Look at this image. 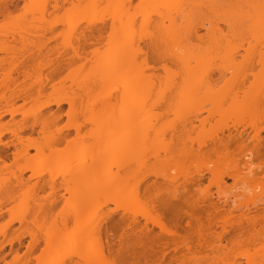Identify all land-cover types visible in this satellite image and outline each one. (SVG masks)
<instances>
[{"label": "rangeland", "instance_id": "374dc122", "mask_svg": "<svg viewBox=\"0 0 264 264\" xmlns=\"http://www.w3.org/2000/svg\"><path fill=\"white\" fill-rule=\"evenodd\" d=\"M24 1L14 0L16 9L10 8V15H0V58L4 59V63L0 59V97L8 99L12 88L16 93L23 91L28 94L6 105L0 100V153L9 155L5 162L0 161V258L2 254H7L5 261H9L12 257L9 251L18 247V242H14L10 247L7 244L9 240L20 237L19 251L23 253L27 243L31 241L29 236L34 235L36 239L39 237V248L44 249V243L53 241L56 233L70 232L76 226L84 228L93 225L104 228L108 221L119 219L123 215L134 216L137 228L142 226L141 229L161 235L160 226L150 219L155 217V210L150 207V196L159 193L161 188V195H185L181 183L190 179H200L198 187L189 189V193L194 192V198L199 195L195 199L209 197L212 202L227 199V207L241 206L242 210L251 209L264 202V180L258 177L259 181L252 183L249 168L244 169L241 175L246 179L248 173L250 178L243 182L249 184L237 181L238 185L237 182L225 179L221 190L213 185L218 173L233 172L234 167L238 168L243 161L248 163V158L251 157L248 152L246 158H241L244 157L242 155L236 156L235 159L234 154L231 155L232 158H229L230 155H224L227 158H191L193 155L190 154V157L183 159L186 155L183 152L186 153L189 148L195 151L204 144L208 146L215 134L221 136L227 130L231 133L243 130L249 137L252 136V122L264 114V0ZM55 2H58L59 9L52 8ZM143 19L146 20L143 22ZM35 46L39 47L35 49ZM127 48H132L131 53H139L133 57L134 54L130 55ZM34 49L40 51L35 52ZM114 49L118 50L119 54H122V50H128L126 53L131 56L132 60L128 56L131 62H122L124 67L122 64L119 67V55L114 58L117 54L114 52V57L111 56ZM26 51L31 52L30 56L35 55V59L29 58L32 61L30 63L29 60L25 61L27 69H24L29 72V78L23 79L21 67L17 73L10 70L16 62L18 64V61L22 60L21 57L23 53L26 55ZM74 51L80 55V60L74 56ZM116 59L119 65H115ZM137 71L140 78L138 75V78L136 77ZM7 73H10V78H7ZM109 73L115 74L112 76L114 80L118 79L116 83H112V87L115 89L122 86L115 91L111 86L104 91L102 89L105 93L111 89L119 95L117 94L115 101L113 97L107 100L110 104L106 101L107 105L100 107L98 103L104 93L98 91V81L105 80ZM116 74L119 78L115 79ZM15 79L18 84L14 85L16 88L12 87L11 82L16 81ZM92 82L98 84L95 89ZM38 84H46V87L42 90V95L37 96L35 90L39 87H36ZM123 86H128L126 89H130L131 94L125 89L122 91ZM178 96H182L183 100L179 98V101ZM194 96L198 98L197 105L189 103ZM132 100L139 101L133 103ZM55 101H61L59 106H56ZM200 109L204 112L196 114ZM195 110L196 113H193ZM206 110H210L212 114L209 116L210 112L207 113ZM11 111H15L13 116L10 115ZM121 113L122 118L119 116ZM192 113L204 120V124L198 121L200 125L194 121V127L181 132L180 137L176 130L175 135H178L175 138L174 129H179L177 126H180L179 123L183 119L194 117ZM181 114L183 119L177 118ZM105 117L107 121H102ZM136 117L139 121H135ZM94 121H102L105 126L102 124L104 127L101 125L99 128ZM257 123L258 130L264 127V120L254 123V126H257ZM78 125L82 127L80 134H77L79 137L74 130ZM241 126H244L243 129ZM17 127L20 128L15 131ZM28 127H33L30 129L35 131L32 132ZM43 128L44 134H41L40 130ZM12 131L16 133L13 134ZM58 134L62 136L58 138ZM146 134L148 136H145ZM75 135L78 140L73 141L75 144L71 145ZM260 136L264 137L263 129L260 130ZM17 138L21 141L16 142L19 141ZM109 138H112L110 141L114 143L111 150L105 154L104 140ZM178 138L179 140H176ZM138 147L141 148L140 152ZM176 148L180 151L178 149L177 152ZM14 149L21 152L16 159L12 157ZM191 150H188V155L193 152ZM101 153H104V157ZM98 156L100 161L102 159L105 169L108 164L110 166V163H115L114 161L120 166L126 165L125 168L121 166L125 171L118 169L117 164L111 167L115 173L113 179L116 177L118 181L125 180L122 193H112V196L111 192H107L108 187L105 188L99 181L100 186L99 183H93L96 179L92 178L77 175V178L73 176L75 181H72L73 172L81 170L79 167L87 165L88 160L90 162L92 158L96 163ZM47 160H51L49 164ZM251 161L256 167L253 158ZM42 163H46V166L40 167ZM75 163L79 165L76 169L73 167ZM251 163L249 167L253 165ZM255 167L251 166V170ZM31 169L38 173L40 169V173L45 172V175L42 174L43 177L40 178L37 175L41 174L36 172V175H33L34 170ZM115 170L120 172L116 173ZM262 175L264 176V173ZM37 177L40 180L34 184ZM115 179L113 181L116 182ZM153 181L160 182L154 184L157 188L164 186L159 188L158 192L154 187L157 193L153 191ZM32 184L35 186L32 187ZM89 192L97 194L94 201L91 198L93 194ZM85 206L88 207L86 214L75 220L71 215L73 210ZM146 213L150 218H145ZM136 223L133 227H136ZM219 231L217 229V232ZM54 235L55 237H52ZM66 238V241L61 238L64 242L61 241L58 249H45L39 259L22 263L50 264L56 261L57 256H61L63 252L70 253L74 250L75 243L72 238ZM104 239L103 235L88 238L90 242L101 244L105 242ZM167 244L169 245L165 248V256L157 264H195L192 259L209 254H194L192 258L183 248L174 251L173 244L168 241ZM258 244L259 246L255 244V247L241 246L232 249L226 257L222 255L218 258L221 253L217 255L215 252L210 256L214 258L210 264H264V244ZM161 245L159 244L162 249ZM159 246L155 245L154 251L160 253ZM39 253L38 251L36 254ZM89 256L90 258L87 256L82 259L73 255L65 264L71 261L78 264L100 263L95 262L98 256ZM221 258L225 261L223 259L221 262Z\"/></svg>", "mask_w": 264, "mask_h": 264}, {"label": "bare ground", "instance_id": "6f19581e", "mask_svg": "<svg viewBox=\"0 0 264 264\" xmlns=\"http://www.w3.org/2000/svg\"><path fill=\"white\" fill-rule=\"evenodd\" d=\"M14 0H10V1H8V0H0V7H2V11L0 12V15L1 16H4V15H10V8H15L16 7V2H13ZM16 1V0H15ZM22 1H24V0H22ZM27 1V0H26ZM132 0H126V2H131ZM142 1H145V0H142ZM146 1H149V0H146ZM17 2H18V0H17ZM25 2V1H24ZM122 3V2H121ZM25 4V3H24ZM58 4V2H55V4L52 6V8L53 9H59V5H57ZM16 9V8H15ZM16 11V10H15ZM13 14V13H12ZM5 18V17H4ZM6 19V18H5ZM146 19H143L142 21L144 22ZM35 45V44H34ZM41 46V45H40ZM43 47H44V45H42ZM127 46V45H126ZM125 46V47H126ZM129 46V45H128ZM39 47V46H38ZM37 46H35V49L36 48H38ZM13 47H11V49H12ZM32 48H33V46H32ZM10 49V48H9ZM9 49H7V50H9ZM34 49V50H35ZM116 49H118V48H116ZM116 49H114V50H112V58L114 57V52L115 53H117L116 55H115V57L114 58H117L118 57V55H119V61L121 60V62L119 63L120 64V66L119 67H121V64H122V62H124V63H127V61H129V62H131L128 58L130 57V59H131V56H129V54L130 55H133L134 53H131V49L132 48H127V49H129V51H128V53L129 54H127L125 51H121V53L124 55L125 53V55H124V57H123V55L122 54H119L120 52L118 51V50H116ZM33 50V51H34ZM42 50H44V49H42ZM9 51H11V50H9ZM28 51H30V49L28 50ZM37 51H40L39 49L37 50ZM36 50H35V52H37ZM119 53H118V52ZM132 51H134V50H132ZM136 51H137V49H136ZM135 51V52H136ZM8 52V51H7ZM6 52V53H7ZM17 52V51H16ZM27 52V51H26ZM34 52V54H36ZM51 52V51H50ZM31 53V52H30ZM30 53L29 52H27L26 53V55H25V53H23L24 55H22V60L20 61H18L19 63L17 64V62L14 64L15 66H13V65H11V66H13L12 67V70H10V71H12V72H18V70H19V68L21 67L22 69H23V71H21V73H22V77H24L23 79H25V77L26 78H29L28 76H29V72L26 70L27 69V66H25V63L27 62V60H29L28 62L30 63V61H31V59L34 57V59H35V55H31L30 56ZM49 53V52H48ZM136 53H139V52H136ZM135 53V54H136ZM11 54V53H10ZM12 54H13V52H12ZM14 54H15V51H14ZM41 54V53H40ZM133 55V57H135L136 55ZM140 54H141V52H140ZM19 55H21V53L19 54ZM37 55V54H36ZM122 55V56H121ZM127 55V56H126ZM74 56L77 58V59H81L80 58V55H78L77 54V52H75L74 51ZM129 56V57H128ZM137 56H140V55H137ZM79 57V58H78ZM104 57V56H103ZM122 57V58H121ZM23 58H25V59H23ZM29 58H31V59H29ZM0 59H2V58H0ZM137 59H139L138 57H137ZM136 59V60H137ZM4 59H2V63H4V61H3ZM33 60V59H32ZM105 60V59H104ZM118 60L116 59L115 61H114V63H115V65H119V64H117L118 63ZM132 60V59H131ZM136 60H133L134 62L136 61ZM26 61V62H25ZM0 62V63H1ZM32 62V61H31ZM107 62V61H106ZM110 62V61H109ZM111 63V62H110ZM123 63V64H124ZM133 63V62H132ZM136 63H139V62H136ZM123 64H122V66H123ZM129 64V63H128ZM128 64H125V65H128ZM1 65V64H0ZM124 67V66H123ZM24 68H26V69H24ZM112 69L114 68V65H113V67H111ZM116 68V67H115ZM140 68V67H139ZM138 68V69H139ZM56 69V68H55ZM135 69H136V67H135ZM0 70H1V68H0ZM130 70H131V68H130ZM142 69H140V71H141ZM188 70V69H187ZM9 71V72H10ZM112 71V70H111ZM121 71V70H120ZM190 71V70H189ZM28 72V73H27ZM138 72V71H137ZM142 72V71H141ZM111 73V72H110ZM109 73V74H110ZM125 73V72H124ZM8 74V73H7ZM10 74V73H9ZM9 74L8 75H6L7 76V78H10V76H9ZM139 72H138V74H136V77L138 78V76H139ZM187 74V73H186ZM108 75V74H107ZM115 74L113 73V75H108V77H105V80H102V82H99L98 80V84H96V85H98V87H99V90H98V88H97V90L101 93V91H102V89H103V91L104 90H106L107 89V87L108 88H110V86L112 87V85H114V84H112L113 82L114 83H116L115 81L116 80H118V79H116L118 76H117V74H116V77H115V79L116 80H114V77H112V76H114ZM119 75V74H118ZM138 75V76H137ZM121 76V75H120ZM123 77V76H122ZM125 77V76H124ZM187 77V76H186ZM189 77V76H188ZM119 78V77H118ZM134 78H135V76H134ZM139 78H140V76H139ZM124 79H126V78H124ZM128 79V78H127ZM16 80V79H15ZM27 80V79H26ZM133 80V79H132ZM187 80V79H186ZM188 80H191V79H188ZM22 81H24V80H22ZM112 81V82H111ZM140 81V80H139ZM12 82V87H15L16 88V86H14V85H18L17 84V80L16 81H11ZM13 82H16V83H13ZM108 82H111V83H108ZM131 82V81H130ZM134 81H132L131 83H133ZM95 83H97V82H92V85H93V87H94V89H95ZM107 83V84H106ZM137 83V82H136ZM140 83V82H139ZM143 83V82H142ZM115 85H117V84H115ZM136 85V84H135ZM137 85H139V84H137ZM136 85V86H137ZM144 85V84H143ZM5 86V85H4ZM29 85H27V87H28ZM37 86H39V87H37ZM122 86V85H121ZM121 86H117V87H115V89H117V88H119V87H121ZM135 86V87H136ZM141 86V85H140ZM36 87H37V89L35 90L36 91V93H37V96L38 95H42L41 93H43L42 92V90L44 89V87H46V84L45 85H42V84H38V85H36ZM35 87V88H36ZM52 87V86H51ZM92 87V88H93ZM97 87V86H96ZM124 88L122 89V91L125 89V90H127L126 88H128V86H123ZM144 88H145V86H143ZM6 88H8L7 86H6ZM31 88H33V87H31ZM30 88V89H31ZM53 88H54V86H53ZM147 88V87H146ZM149 88V87H148ZM101 89V90H100ZM112 90H114L115 91V89H114V87H112L111 88ZM111 89H108L109 91H107V92H109V93H105V92H103L104 93V95L103 96H101L100 97V100H102V101H100L99 100V106L101 107H104V105L106 106L107 105V103H111L110 101H107V100H111L113 97V99H114V101H115V98L117 97V94H115V92H113ZM134 89H136V88H134ZM133 89V90H134ZM141 89V88H140ZM150 89V88H149ZM130 90V89H129ZM129 90H127L126 92H129ZM148 90V89H147ZM116 91H118V90H116ZM131 91V90H130ZM134 91H137V90H134ZM133 91V92H134ZM145 91H146V89H145ZM10 92H12L11 93V95L8 97V99H5L4 98V96H1L0 98V100H2L3 101V103L6 105V104H9V103H12V102H14L15 100H17V99H20L21 97H25L26 95H28V94H26L25 92H23V91H21V93H16V92H14V89L12 88L11 90H10ZM132 92V91H131ZM131 92H129L130 94H131ZM129 93H127V95L129 94ZM137 93V92H136ZM141 93V92H140ZM146 93H148L147 91H146ZM181 93H183L184 94V92H181ZM188 93H190V92H188ZM192 94L194 95V93H193V91H192ZM119 95V94H118ZM136 95V94H135ZM137 96V95H136ZM188 96V95H187ZM132 97V96H131ZM145 97V96H144ZM182 97V96H181ZM180 96H178V98L177 99H179V98H181ZM190 97H192V95L190 96ZM194 97H196V96H194ZM192 98L191 99V102L189 101V103H191V105H197V97L196 98ZM120 98V96L118 97V99ZM142 98H143V96H142ZM174 98V97H173ZM176 98V97H175ZM189 98V97H188ZM121 99H123V98H121ZM128 99H130V98H128ZM136 99V98H135ZM140 99V98H139ZM177 99H175V101L177 100ZM182 99V98H181ZM196 99V100H195ZM183 100V99H182ZM188 100V99H187ZM195 102H194V101ZM104 101H105V103H104ZM106 101H107V103H106ZM113 101V100H112ZM133 101V103H134V101L135 100H132ZM137 101H139V100H137ZM137 101H135V102H137ZM179 101H180V99H179ZM179 101H177V102H179ZM184 101H186V100H184ZM120 102V101H119ZM174 102V101H173ZM188 102V101H187ZM61 103V101H55V104H56V106H59V104ZM132 103V102H131ZM138 103V102H137ZM142 103V102H141ZM175 103V102H174ZM196 103V104H195ZM103 104V105H102ZM122 104V103H121ZM125 106V105H124ZM142 106V105H141ZM190 106V105H189ZM121 107H122V105H121ZM188 108V107H187ZM190 108V107H189ZM121 109H123V108H121ZM130 109V108H129ZM120 110V109H119ZM192 111V110H191ZM198 112L196 113V110L193 112V113H196V114H200L202 111L204 112V110L203 109H200V110H197ZM15 112V111H14ZM14 112L13 111H11L10 112V115H14ZM127 112H128V110H127ZM132 111H130V114H132L133 115V113H131ZM206 112L207 113H209L208 115L210 116L211 114H212V112L210 111V110H206ZM192 113V115H194ZM123 113H121V115H119L121 118H122V115ZM186 114H188V113H186ZM196 114L194 115V117H191V118H189V116L187 117V119L185 118V119H183V117L181 118V116L183 115V114H181V115H179L177 118H181V119H183L182 121H180V126L178 125L177 127L179 128V129H174V135H175V133L177 132L176 130H178V134H179V137H180V134H181V132H183V131H186V129L187 128H193L194 127V125H193V122L194 121H199L201 124H204V120H201V119H199L197 116H196ZM137 115V114H136ZM140 115V114H139ZM185 115V114H184ZM191 115V114H190ZM55 116V115H54ZM53 116V117H54ZM129 116H131V115H129ZM111 118V117H110ZM189 118V119H188ZM198 118V119H197ZM208 118V117H207ZM99 119V118H98ZM97 119V120H98ZM100 119H101V117H100ZM112 119H114V118H112ZM125 119V118H124ZM205 119V121L207 120L206 118H204ZM256 119H258V120H256L255 122H252V127H253V129H254V133H253V135L252 136H248V134L247 133H245V131H237L236 130V132H234V133H231V132H229L227 129H226V127H225V131L227 130V132H225V134L224 133H220L221 134V136H216V134L214 135V137H212V141L208 144V146H207V144L205 145H202V146H199L195 151L192 149V148H189L190 150L192 149L193 150V152H191V153H189V155L187 154L188 153V150L189 149H187V151H186V153H184L183 151H182V149L184 148H182L181 149V151L183 152V154H186V155H184L183 157V159H185V157L187 158V156H191L190 154H192L193 156H191V158L192 157H194V156H204V157H217L218 158V156H219V158H223L224 157V155H233V156H235V159H236V156L237 157H241L242 155L244 156V157H241V158H246L245 157V155H247L248 153V155H250L251 157L250 158H248V160H249V162L248 163H244V161L242 162V165H241V163L238 165L239 167L238 168H235L234 167V171L233 172H230V171H224V172H221V173H218L217 174V176L215 177V179L213 180V183H211V184H213V185H216L218 188H219V190H221V187H224V185H225V179H230L231 181H233L234 183L235 182H237V181H239L240 183H242L243 181H245L247 178H250V176L248 177V173H250L251 174V178H252V180H251V178H250V181L252 182V183H256L257 181L256 180H258L259 181V178L258 177H261L260 179H262V180H264V176L262 175V172H261V167H260V165H261V162H262V159H264V137H262L261 138V136H260V130H264V127H261V129L260 130H258V124L259 123H257V128L254 126V123L256 124V122H259V121H262V120H264V114L262 113V116H259V117H257ZM134 120V119H133ZM102 121H107L106 120V117H105V120H104V118H103V120ZM102 121H97V123L94 121V123L100 128V126L103 124H105L104 122H102ZM113 121V123L116 121V119H115V121L114 120H112ZM135 121H139L138 120V118L136 117V119H135ZM198 122V123H199ZM203 122V123H202ZM100 123V124H99ZM116 123V122H115ZM124 123H126V122H124ZM199 123V124H200ZM108 124V123H107ZM200 124V125H201ZM102 125V126H103ZM111 125V124H110ZM122 125V124H121ZM124 125V124H123ZM126 125V124H125ZM129 125V124H128ZM135 125V124H134ZM143 125V124H142ZM250 125V126H251ZM33 127H35L34 125H32ZM105 126V125H104ZM103 126V127H104ZM260 126V125H259ZM262 126V125H261ZM33 127L31 128V127H28L29 129L31 128V129H33ZM81 126L80 125H78V126H76L75 128H74V130H75V133H76V135L78 134H80L79 132H81V128H80ZM98 127H97V129H98ZM176 127V128H177ZM242 127V126H241ZM244 127V126H243ZM243 127H242V129H243ZM19 128L20 127H17V129L15 128L14 130L15 131H17V130H19ZM22 128V127H21ZM24 128V127H23ZM22 128V129H23ZM251 128V127H250ZM30 129V130H31ZM42 129V128H41ZM79 129H80V131H79ZM146 129V128H145ZM222 129V128H221ZM229 129V128H228ZM236 129V128H235ZM21 130V129H20ZM147 130V129H146ZM188 130V129H187ZM230 130V129H229ZM32 131V130H31ZM33 131H35V130H33ZM32 131V132H33ZM44 131V128H43V130H40V133L41 134H44V133H42ZM128 129H127V133H128ZM173 131V130H172ZM189 131V130H188ZM223 131V130H222ZM13 132V131H12ZM145 131H143V133H144ZM180 132V133H179ZM224 132V131H223ZM233 132V131H232ZM16 132H13V134H15ZM124 133V132H123ZM126 133V132H125ZM126 133V134H127ZM140 133V132H139ZM141 133H142V130H141ZM146 133H147V131H146ZM128 134H130V133H128ZM178 134H176V135H178ZM75 135V139L73 138L72 140H71V145H73V144H75V142H73V141H75L76 139L78 140V137ZM120 135V134H119ZM121 135H122V133H121ZM142 135H144V134H142ZM173 135V136H174ZM176 135L174 136L175 138H177L176 137ZM182 135V134H181ZM62 135L61 134H58L57 135V137L59 138V137H61ZM126 136V135H125ZM124 136V138H126ZM139 136H140V134L138 135V137H137V139L139 138ZM145 136H148L147 134L145 135ZM172 136V138L174 139V137ZM128 137V136H127ZM130 137V136H129ZM65 137L63 136L62 137V139H64ZM135 138V137H134ZM213 138H214V140H213ZM110 139H112V138H109V139H107V140H104V141H106L105 143H104V147L106 146L107 147V149H106V147L105 148H103V150H104V152H105V154H107V152L109 151V150H111V146H112V143H114V141L112 142V141H110ZM144 139V138H143ZM149 140H150V138H148ZM181 139V138H180ZM16 140H19V141H16V142H20L21 141V139L20 138H17ZM76 140V141H77ZM114 140V139H113ZM139 140V139H138ZM176 140H179V138L178 139H176ZM108 141V142H107ZM110 141V142H109ZM125 141V140H124ZM146 141H147V139H146ZM132 142V141H131ZM130 142V143H131ZM148 142V141H147ZM14 144H15V141L13 142ZM73 143V144H72ZM128 143V142H127ZM180 143H182L183 144V142H180ZM179 143V144H180ZM14 144H13V146H14ZM95 144V143H94ZM124 144V143H123ZM137 144V143H136ZM139 144V143H138ZM140 144H142V143H140ZM145 144V143H144ZM147 144V143H146ZM179 144H177L178 146H180ZM185 144V143H184ZM99 145H101V144H99ZM108 145V146H107ZM128 145V144H127ZM110 146V147H109ZM122 146V145H121ZM181 146H184V145H181ZM15 147V146H14ZM30 147V146H29ZM29 147H27V148H29ZM102 147H103V145H102ZM123 147V146H122ZM125 147V146H124ZM132 147V146H131ZM136 147H137V145H136ZM141 147V146H140ZM144 147V146H143ZM142 147V148H143ZM146 147V146H145ZM180 148V147H179ZM178 148V149H179ZM126 149H127V147H126ZM177 149V148H176ZM178 149H177V152H178ZM131 150V149H130ZM132 150L134 151L135 149L134 148H132ZM137 150L140 152L141 151V148L139 149V147L137 148ZM145 150V149H144ZM191 150V151H192ZM24 151H26V150H24ZM179 151H180V149H179ZM246 151V152H245ZM6 152V151H5ZM130 152H132V151H130ZM190 152V151H189ZM244 152H245V154H244ZM248 152V153H247ZM21 153V152H20ZM19 153V151L17 150L16 151V149H14V152L12 153V157H13V159H16V157L18 158L20 155ZM138 153V152H137ZM142 153V152H141ZM247 153V154H246ZM7 153H4V152H1L0 153V161L1 162H5V160L8 158L7 156H9V155H6ZM102 154V153H101ZM127 153L125 152V154L124 155H126ZM177 154V153H176ZM179 154V153H178ZM182 154V155H183ZM100 155V154H99ZM156 155V154H155ZM158 155V154H157ZM102 156L104 157V153L102 154ZM223 156V157H222ZM224 157V158H227V157ZM91 157V156H90ZM93 157V156H92ZM102 157V158H103ZM125 157H127V156H125ZM179 157H181V156H179ZM178 157V158H179ZM100 156H98L96 159H98V160H96L95 162L96 163H94V158H92V159H90V162H89V160H88V163H87V165L86 164H83V166L81 167H79V165H77L76 163H75V166H73L74 168L77 166V167H79L81 170H78V171H76V172H73L74 170H72V175H71V177H73V176H75V178H77L76 176L78 175L79 177H82V178H92V180L94 179H96L97 180V182H96V180L93 182V183H101V185H103L105 188H107V189H109V190H107V192L109 191V193L113 196V194L112 193H122L121 191H122V189H124V187H123V185H125L126 183H125V180H121V179H119V180H121V181H118V180H116L115 178V180H116V182L115 181H113L114 179H113V176H114V170H112L111 169V167H112V165H118V166H116L118 169H120L121 168V166H120V164L119 163H116L117 161H114L115 163H110V166H109V164H108V166H106V169H105V165H103L102 163H103V161H102V159H101V161H100ZM229 158H232V156L231 157H229ZM234 158V157H233ZM252 158L254 159V161L256 162V167L254 168V169H252L251 170V166H253V165H251L250 167H249V165H250V163L252 162L251 160H252ZM94 159V160H93ZM104 159V158H103ZM157 159V158H156ZM239 159V158H238ZM86 160V159H85ZM92 160V161H91ZM240 160V162H241V159H239ZM48 161V160H47ZM46 161V162H47ZM51 161V160H50ZM50 161H48V163L47 164H49V162ZM81 161H83V160H80V162ZM99 161L101 162V163H99ZM85 162V161H84ZM246 162V161H245ZM90 163V164H89ZM234 163H236V162H234ZM239 163V162H238ZM244 163V164H243ZM5 164V163H4ZM46 164V163H45ZM44 163H42V164H40V167H45L46 165H45ZM78 164H80V163H78ZM104 166H102V165ZM105 164V163H104ZM107 164V163H106ZM125 164V163H124ZM251 164H253V162L251 163ZM41 165H43V166H41ZM237 165V164H236ZM5 166V165H4ZM120 166V167H119ZM124 166H126V165H124ZM124 166H122V167H124ZM128 166V165H127ZM76 167V168H77ZM109 167V168H108ZM130 167V166H129ZM237 167V166H236ZM241 167V168H240ZM75 168V169H76ZM78 168V169H79ZM105 169V170H101V169ZM125 168V167H124ZM250 170H249V169ZM115 169V168H114ZM127 169H129V168H127ZM244 169H247V170H249L248 171V173H247V178L246 179H244V177L242 178V172H243V170ZM32 170V169H31ZM34 170V169H33ZM32 170V171H33ZM41 170H42V168H41ZM41 170L39 169V173L41 172ZM117 170V169H116ZM116 170H115V172H116ZM121 170H122V168H121ZM31 171V172H32ZM122 171H125L124 169L122 170ZM36 172H37V174H39L38 173V171H36V170H34V172H32L33 173V175H36ZM48 172V171H47ZM68 172V171H67ZM118 172H120L119 170L116 172V173H118ZM50 173V172H49ZM74 173H76V174H74ZM41 174V176L40 175H37V176H39L40 178L41 177H43V175L42 174H44L45 175V172H42V173H40ZM133 176H134V174H133ZM199 177V176H198ZM40 178L38 179V177L36 178V182L34 181L33 183L35 184V183H37V180H40ZM200 178V177H199ZM202 178V177H201ZM81 179V178H80ZM79 179V180H80ZM135 179V178H134ZM42 180V179H41ZM75 181V179H74V177H73V179H72V181ZM91 180V179H90ZM99 181V182H98ZM124 181V182H123ZM170 181V180H169ZM172 181V180H171ZM247 181V180H246ZM239 182H237L238 183V185H239ZM78 183V182H77ZM100 183H99V186H100ZM155 183H156V181H155ZM154 183V181H153V185L155 184ZM174 183V182H173ZM172 183V184H173ZM244 184H247L246 182H243ZM156 184H160V182H158V183H156ZM169 184H170V182H169ZM168 184V185H169ZM176 184V183H175ZM198 184H200V179H194V180H192V179H190V180H188V181H185L183 184L181 183V186L183 185V187H182V189L184 188V190H183V192L185 193V195L183 194L182 196L181 195H179V197L178 196H174V195H168V196H165L166 194H164V195H161V194H163V193H160L161 192V190H162V188L161 187H164V186H161L160 185V187L159 188H161V190H159V188H157L155 185L153 186L152 184V188H154V187H156L157 188V192H158V190L160 191L159 193H157L155 190V188H154V190L153 191H155V193H157V194H159V195H157V194H154V195H151L150 197V202H151V208H152V210L154 211L155 210V220H154V218H150V216L148 215H145V218H147V217H149L150 219H151V221L153 222V221H155V222H153V223H155V225L157 224L158 226H160V229H161V231H162V234L160 235V234H154V233H152L151 232V230H148V229H141L140 227H142V226H140L139 228H137L138 227V224L136 223L137 222V220H135L134 219V216H129L130 218L128 219L127 217H125L124 215L122 216V217H119V219H112V220H110V221H108L107 222V224H106V226L104 227V228H101L100 226H93V225H88V226H86V227H84V228H81V227H79V226H76L74 229L72 228V230H70V232H68V231H66L67 229H64L66 232H61L60 234L59 233H56L55 235H56V237H55V235L54 236H52V237H55L54 239H53V241H48V242H45L44 243V246H45V248L43 249H40L39 248V246H40V241L39 240H37L35 237H34V235H31V233H29L31 236H29L30 238H31V241L30 242H28L27 243V245H26V247H25V250H24V252L23 253H20L21 251H19V248H21V246H20V240H21V238L19 237V238H15V240H9L8 241V245L10 246V247H12V244L14 243V242H18V247L17 248H12L13 250H11V251H9V252H11L10 254V256H12L11 258H10V260L12 261V262H10V260L9 261H5V258H6V256H8L7 254H5V255H3L2 254V258H0V262H3V264H24V263H31L32 262V260H37V259H39V257L41 256V254H42V252L45 250V249H51V248H55V249H58V247H60L61 246V241L62 242H64L63 240H61V238L62 239H65L66 237H70V238H72L71 240L75 243V244H73L74 246H73V249L74 250H72L70 253L68 252V253H66V252H63L62 254H61V256L59 255V256H57V260L56 261H53V262H51L50 264H65V262L67 261V259H69L70 257H72L73 255H75V256H78V258L80 257H82V259H84L85 257H89L90 258V256L89 255H92L93 254V256L95 255V256H98V257H96V258H98V259H100V260H98V259H96L97 261H95V262H100L101 264L102 263H106V264H110V262H115V261H120L121 262V264H157L158 263V261L161 259V258H163L164 256H165V251H166V247L169 245V244H167V241H168V243H172L173 244V250L174 251H177L179 248H183V251L186 253V254H189L191 257L192 256H194V254H203V253H206V252H209V254L207 253V254H204V256H202L201 258L200 257H198V258H195V259H192V260H194L193 261V263L195 262V264L197 263V264H210V262L214 259L213 257H210L212 254H215V252H217L216 254L217 255H219L218 253L220 252L221 253V255H219L218 256V258L220 257V256H224V257H226L227 255H229L228 253H230V251H233L232 249H235V248H239V247H241V246H249V247H255V244H257L258 246H259V244L258 243H263L264 244V202L263 203H261V204H259V205H255L253 208H251V209H249V208H245V210H242V207L241 206H233V207H227L228 205H227V199H225L224 201L222 200V201H220L221 199H218L216 202H212L211 201V199H209V197L207 198H203V199H199V197H198V199H195V198H197V196H199V195H196L195 196V198L192 196V194L194 193H192L191 194V192L189 193V191H191V190H193V188L194 187H198L199 185ZM249 184V183H248ZM150 185V186H151ZM163 185H165V183H163ZM241 185V184H240ZM243 185V184H242ZM35 185H33L32 184V187H34ZM77 186H78V184H77ZM159 186V185H158ZM91 187V186H90ZM104 187H101V189H103ZM147 187V186H146ZM178 187V186H177ZM147 188H149V187H147ZM91 189V188H90ZM97 189H99L98 187H97ZM146 189V188H145ZM189 189H191V190H189ZM92 190V189H91ZM100 190V189H99ZM146 190H148V189H146ZM145 190V191H146ZM95 191V190H94ZM120 191V192H119ZM149 191V190H148ZM163 192V191H162ZM89 193H91V192H89ZM95 193H97V190H96V192ZM95 193H91V194H93V196H91V198L93 199L92 201H94L95 199H94V197H97L96 195H95ZM147 193V192H146ZM154 193V192H153ZM167 193V192H166ZM114 194V195H115ZM148 194V193H147ZM191 194V195H190ZM89 195V194H88ZM90 197V196H89ZM88 197V198H89ZM109 198L111 197V196H108ZM108 198V199H109ZM107 199V200H108ZM91 200V199H90ZM105 200V199H104ZM107 200H105V201H107ZM134 204V203H133ZM126 206V205H125ZM132 206V205H131ZM130 206V207H131ZM87 206H85V207H82V208H79V209H81V210H79V209H74L73 210V213H71V215L75 218V220H76V218L78 219V218H80V217H82V215L85 213L86 214V212H87V209H88V207L86 208ZM129 207V206H128ZM134 207V206H133ZM132 207V208H133ZM84 208H86V209H84ZM79 210V211H78ZM127 210V209H126ZM128 211V210H127ZM131 211H132V213H133V210L131 209ZM45 212V211H44ZM47 212V211H46ZM0 213H1V211H0ZM50 213V212H49ZM128 213V212H127ZM237 213V214H236ZM44 214V213H43ZM46 214H48V213H46ZM124 214V213H123ZM136 214V213H135ZM134 215V214H133ZM131 217H133L132 219H131ZM74 218H71V219H73L74 220ZM135 223H136V227H133V226H135ZM139 223V222H138ZM132 226V227H131ZM144 227V226H143ZM145 228H147V227H145ZM217 229H219L220 231L219 232H217ZM69 230V229H68ZM71 234V236H70V234ZM67 235H69V236H67ZM94 235H103L104 236V243H94V242H90L89 240H88V238H90V237H92V236H94ZM160 235V236H159ZM162 235H164V236H162ZM66 236V237H65ZM52 237H51V240H52ZM64 237V238H63ZM49 239H50V237H49ZM67 239V238H66ZM66 239H65V241H66ZM165 239V240H164ZM263 241V242H262ZM163 242H166V244H164ZM158 244V245H157ZM159 244L161 245V244H163V245H161L162 246V249H161V247L159 246ZM155 245L156 246H159L160 247V249L161 250H159V252L160 253H158V252H156V251H154V248H155ZM100 248V249H99ZM168 248V247H167ZM2 249V248H1ZM21 250V249H20ZM164 250V251H163ZM38 251L40 252L39 254H36V253H38ZM9 254V253H8ZM9 256V257H10ZM100 257V258H99ZM228 257H230V256H228ZM224 259V258H223ZM222 258H221V262H223V261H225V259L223 260ZM229 259V258H228ZM228 259H226V260H228ZM81 260V259H80ZM102 260V261H101ZM223 260V261H222ZM24 261V263H22ZM94 262V263H95ZM76 263V261L75 262H70L69 264H75ZM99 263V264H100ZM68 264V263H67ZM76 264H78V262L76 263ZM96 264V263H95ZM233 264H235V263H233Z\"/></svg>", "mask_w": 264, "mask_h": 264}, {"label": "snow or ice", "instance_id": "6c2138e0", "mask_svg": "<svg viewBox=\"0 0 264 264\" xmlns=\"http://www.w3.org/2000/svg\"><path fill=\"white\" fill-rule=\"evenodd\" d=\"M253 167H255V165L253 164ZM261 172L264 173V159H262V162H261ZM110 264H121L120 261H115V262H110Z\"/></svg>", "mask_w": 264, "mask_h": 264}]
</instances>
